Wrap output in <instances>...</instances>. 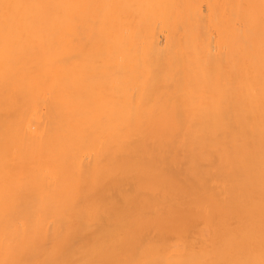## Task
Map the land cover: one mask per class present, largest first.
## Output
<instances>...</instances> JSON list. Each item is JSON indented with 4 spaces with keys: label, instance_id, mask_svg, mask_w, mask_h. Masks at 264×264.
<instances>
[{
    "label": "bare ground",
    "instance_id": "1",
    "mask_svg": "<svg viewBox=\"0 0 264 264\" xmlns=\"http://www.w3.org/2000/svg\"><path fill=\"white\" fill-rule=\"evenodd\" d=\"M264 0H0V264H262Z\"/></svg>",
    "mask_w": 264,
    "mask_h": 264
},
{
    "label": "snow or ice",
    "instance_id": "2",
    "mask_svg": "<svg viewBox=\"0 0 264 264\" xmlns=\"http://www.w3.org/2000/svg\"><path fill=\"white\" fill-rule=\"evenodd\" d=\"M262 264H264V262H262Z\"/></svg>",
    "mask_w": 264,
    "mask_h": 264
}]
</instances>
